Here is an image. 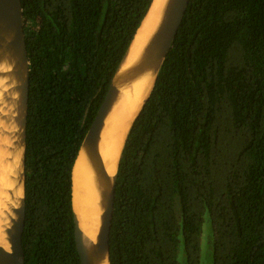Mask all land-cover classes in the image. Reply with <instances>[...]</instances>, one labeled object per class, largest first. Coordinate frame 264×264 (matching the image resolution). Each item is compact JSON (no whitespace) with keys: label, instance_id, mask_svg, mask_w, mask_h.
<instances>
[{"label":"trees","instance_id":"16d2710c","mask_svg":"<svg viewBox=\"0 0 264 264\" xmlns=\"http://www.w3.org/2000/svg\"><path fill=\"white\" fill-rule=\"evenodd\" d=\"M24 264H80L72 168L153 0H20ZM264 264V0H190L127 135L109 264ZM206 236V233H205Z\"/></svg>","mask_w":264,"mask_h":264},{"label":"bare ground","instance_id":"6f19581e","mask_svg":"<svg viewBox=\"0 0 264 264\" xmlns=\"http://www.w3.org/2000/svg\"><path fill=\"white\" fill-rule=\"evenodd\" d=\"M166 0H154L131 43L120 72L135 64L157 31ZM154 80V71L146 73L129 85L118 86L119 95L102 128L98 151L110 176L116 174L125 136L147 97ZM23 68L11 53H0V246L10 251L8 242L12 225L18 219L23 197L21 183L22 126L19 89ZM72 207L83 235L94 241L99 228L100 185L93 163L83 150L72 169ZM103 264H107L105 261Z\"/></svg>","mask_w":264,"mask_h":264},{"label":"water","instance_id":"95a60500","mask_svg":"<svg viewBox=\"0 0 264 264\" xmlns=\"http://www.w3.org/2000/svg\"><path fill=\"white\" fill-rule=\"evenodd\" d=\"M154 1V0H153ZM152 1V3H153ZM190 0H166L163 14L157 31L154 33L149 43L145 47L142 55L137 62L129 68L120 72L126 57L129 53L131 43L124 55L119 67L117 68L113 78L111 79L108 91L101 104L95 119L85 134L83 141L79 147L76 159L81 150L85 152L90 161L93 163L95 173L98 178L101 191V214L99 217V228L94 241L89 240L83 235L79 228L77 218L74 214V240L76 251L79 255L80 264H103L105 261L109 264V232L113 215L114 195L116 186V174L112 177L108 174L103 159L98 151L99 137L104 126L107 116L110 114L115 101L118 98V85H129L140 79L146 73L154 71V80L152 87L143 101L139 111L135 115L122 145L121 153L129 133L131 126L143 108L148 99L158 72L169 52L173 41L177 35L181 21ZM151 3V5H152ZM151 5L143 18H146ZM142 20V22H143ZM141 22V23H142ZM141 26V24H140ZM139 26V28H140ZM138 28V29H139ZM137 32V31H136ZM136 35V33H135ZM134 35V37H135ZM133 37V39H134ZM0 53H11L18 58L23 68V82L19 89L21 101L19 104V113H21L20 124L22 126V161H21V183L23 189V197L20 201V208H15L14 212L18 215L17 221L12 225V233L9 234L8 242L10 251H6L0 246V264H24V254L22 248V233L25 218V137H26V119H27V103H28V80H29V63L27 60L26 42L23 33V18L20 0H0ZM121 85V84H120ZM120 153V157H121ZM119 157V160H120ZM75 159V161H76ZM117 163V169L119 165ZM74 161V162H75ZM74 166V165H73ZM73 169V168H72ZM116 169V173H117Z\"/></svg>","mask_w":264,"mask_h":264},{"label":"rangeland","instance_id":"374dc122","mask_svg":"<svg viewBox=\"0 0 264 264\" xmlns=\"http://www.w3.org/2000/svg\"><path fill=\"white\" fill-rule=\"evenodd\" d=\"M206 236L201 240V264H212V248H211V228L210 224H206Z\"/></svg>","mask_w":264,"mask_h":264}]
</instances>
